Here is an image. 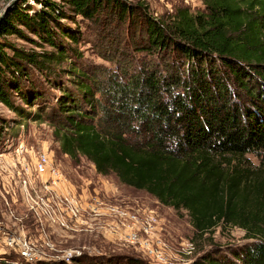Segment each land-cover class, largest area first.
<instances>
[{
    "label": "trees",
    "instance_id": "trees-1",
    "mask_svg": "<svg viewBox=\"0 0 264 264\" xmlns=\"http://www.w3.org/2000/svg\"><path fill=\"white\" fill-rule=\"evenodd\" d=\"M60 2L42 1L34 16L19 7L2 22L0 101L24 119H49L71 159L83 156L99 174L186 211L197 237L227 226L251 241L215 246L193 264H264V0H204V11L180 9L168 20L128 0ZM71 14L93 24L116 21L106 39L116 50L106 58L118 72L99 77L71 61L82 42L67 23L77 22ZM18 26L55 51L19 50L3 40L22 34ZM69 60L62 71L71 89L56 74ZM32 68L60 91L56 101L34 86ZM14 94L36 112L18 106Z\"/></svg>",
    "mask_w": 264,
    "mask_h": 264
},
{
    "label": "rangeland",
    "instance_id": "rangeland-1",
    "mask_svg": "<svg viewBox=\"0 0 264 264\" xmlns=\"http://www.w3.org/2000/svg\"><path fill=\"white\" fill-rule=\"evenodd\" d=\"M42 1L0 0V27L19 7L34 16L43 9ZM128 1L144 5L154 17L167 20L180 9L188 8L193 14L205 9L204 0ZM72 18L77 22L67 23L80 31L82 42L72 47L78 55L71 52V61L99 77L118 72L114 62L107 60L116 48L106 40L116 21L107 17L102 24H93L74 14ZM18 28L22 34L3 40L19 50L55 51L25 26ZM69 66L70 60L58 66L56 74L71 89L62 71ZM31 70L33 84L44 99L56 101L60 91L38 70ZM130 73L135 74L136 69L130 67ZM13 100L25 111L36 112L17 94ZM43 153L50 157L48 169L62 175L57 184L51 173L36 170V161ZM247 158L253 167L259 164L255 155ZM14 242L16 245H11ZM249 242L243 230L227 226L219 227L211 237H197L186 211L162 205L152 195L122 184L114 174H99L83 156L71 159L62 152L49 119H24L0 101V264H74V259L90 257L132 259L143 264H193L215 246L226 249Z\"/></svg>",
    "mask_w": 264,
    "mask_h": 264
},
{
    "label": "built area",
    "instance_id": "built-area-1",
    "mask_svg": "<svg viewBox=\"0 0 264 264\" xmlns=\"http://www.w3.org/2000/svg\"><path fill=\"white\" fill-rule=\"evenodd\" d=\"M171 12H174L172 11L171 9ZM49 164H50V157H49V154H46V153H43L39 156V158L37 159L36 161V170L40 173V174H45L47 172L51 173L52 174V178H53V182L55 184L59 183L60 181H62V175L60 173V171L56 170V169H48L49 168ZM116 213H119L120 214H123L122 212H116ZM11 245H16L15 242L14 244H11ZM25 256H29L27 255V253L25 254Z\"/></svg>",
    "mask_w": 264,
    "mask_h": 264
}]
</instances>
